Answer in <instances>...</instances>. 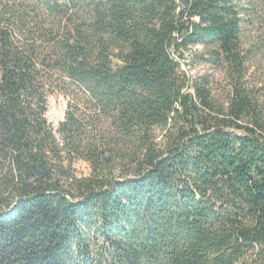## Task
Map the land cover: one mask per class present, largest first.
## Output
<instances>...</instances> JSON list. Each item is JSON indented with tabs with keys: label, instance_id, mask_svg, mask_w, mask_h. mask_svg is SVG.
<instances>
[{
	"label": "trees",
	"instance_id": "trees-1",
	"mask_svg": "<svg viewBox=\"0 0 264 264\" xmlns=\"http://www.w3.org/2000/svg\"><path fill=\"white\" fill-rule=\"evenodd\" d=\"M77 1L0 0V264H264L238 1ZM196 43L227 65L225 100L176 59Z\"/></svg>",
	"mask_w": 264,
	"mask_h": 264
},
{
	"label": "rangeland",
	"instance_id": "rangeland-1",
	"mask_svg": "<svg viewBox=\"0 0 264 264\" xmlns=\"http://www.w3.org/2000/svg\"><path fill=\"white\" fill-rule=\"evenodd\" d=\"M86 1H77L78 8L87 6ZM237 1L241 10V41L245 54L243 80L264 104V0ZM175 57L191 79L207 76L213 95L221 101L225 100L230 90L229 70L224 61L211 57L209 47L203 43L192 44L184 57L178 53H175ZM69 101L70 97L60 92L49 96L47 119L55 129L64 119ZM76 167L79 175L90 173L86 162L79 161Z\"/></svg>",
	"mask_w": 264,
	"mask_h": 264
}]
</instances>
